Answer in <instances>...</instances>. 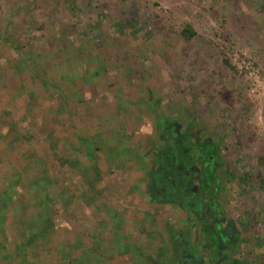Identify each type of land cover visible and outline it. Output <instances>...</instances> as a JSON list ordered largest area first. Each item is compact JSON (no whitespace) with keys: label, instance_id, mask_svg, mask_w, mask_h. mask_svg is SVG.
I'll use <instances>...</instances> for the list:
<instances>
[{"label":"rangeland","instance_id":"1","mask_svg":"<svg viewBox=\"0 0 264 264\" xmlns=\"http://www.w3.org/2000/svg\"><path fill=\"white\" fill-rule=\"evenodd\" d=\"M161 114L193 117L219 144L226 215L240 235L264 238V0H0V234L10 251L44 219L52 183L73 186L81 204L79 156L91 164L141 144ZM66 152L77 163L59 161L53 177L69 178L55 179L50 166ZM256 251L245 264H263Z\"/></svg>","mask_w":264,"mask_h":264},{"label":"crops","instance_id":"2","mask_svg":"<svg viewBox=\"0 0 264 264\" xmlns=\"http://www.w3.org/2000/svg\"><path fill=\"white\" fill-rule=\"evenodd\" d=\"M85 135L81 139L89 146ZM145 142H126L122 144L125 151L113 152L102 161L96 155L91 164L79 156L85 185L81 204H77L73 186H63L61 181L54 186L52 183L48 189L50 203L41 210L44 219L31 226L36 230L29 229L27 234L23 230L12 252L9 234H0V264H167L182 242L193 247L198 239V224L193 216L189 219H194L196 227L187 223L183 209L151 201L143 188L147 162L140 161V152ZM73 144L67 139L61 145L68 148ZM68 157L67 152L60 159L54 157L57 165L50 166L52 177L60 167L59 161L69 163L71 169L77 163ZM61 174L53 178H69ZM241 224L245 225L243 221ZM240 236L242 242L236 256L244 264L251 246L257 248L258 254L264 252L262 236Z\"/></svg>","mask_w":264,"mask_h":264},{"label":"trees","instance_id":"3","mask_svg":"<svg viewBox=\"0 0 264 264\" xmlns=\"http://www.w3.org/2000/svg\"><path fill=\"white\" fill-rule=\"evenodd\" d=\"M195 33L189 26L181 30L187 39ZM150 109L156 113L155 103ZM194 121L191 117L182 124L174 117L158 115L155 135L146 138L140 152V161L147 162L143 188L151 201L178 206L189 225L197 226L194 219L198 224L193 247L182 242L166 263L244 264L236 256L242 237L236 222L226 215L223 154L211 136L193 129Z\"/></svg>","mask_w":264,"mask_h":264}]
</instances>
